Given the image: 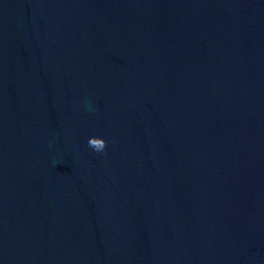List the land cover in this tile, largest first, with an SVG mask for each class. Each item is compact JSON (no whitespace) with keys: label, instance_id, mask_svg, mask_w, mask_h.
I'll list each match as a JSON object with an SVG mask.
<instances>
[{"label":"water","instance_id":"95a60500","mask_svg":"<svg viewBox=\"0 0 264 264\" xmlns=\"http://www.w3.org/2000/svg\"><path fill=\"white\" fill-rule=\"evenodd\" d=\"M0 264H264V0H0Z\"/></svg>","mask_w":264,"mask_h":264},{"label":"clouds","instance_id":"9594fccd","mask_svg":"<svg viewBox=\"0 0 264 264\" xmlns=\"http://www.w3.org/2000/svg\"><path fill=\"white\" fill-rule=\"evenodd\" d=\"M88 145L94 151L100 152V151H103L106 148L107 142L101 136H91L88 139Z\"/></svg>","mask_w":264,"mask_h":264}]
</instances>
